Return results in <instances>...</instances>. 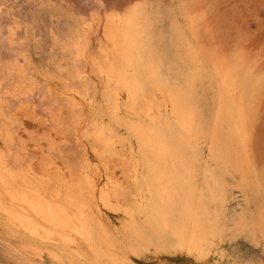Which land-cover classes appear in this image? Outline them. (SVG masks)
<instances>
[{
    "label": "bare ground",
    "instance_id": "obj_1",
    "mask_svg": "<svg viewBox=\"0 0 264 264\" xmlns=\"http://www.w3.org/2000/svg\"><path fill=\"white\" fill-rule=\"evenodd\" d=\"M103 4L87 0L90 15L44 65L31 53L34 29L0 0L6 263L137 264L147 253L169 264L160 257L177 255L157 256L154 243L215 237L220 254L206 259L222 264L230 255L219 236L245 229L258 245L260 58L208 49L207 16L188 0Z\"/></svg>",
    "mask_w": 264,
    "mask_h": 264
},
{
    "label": "rangeland",
    "instance_id": "obj_2",
    "mask_svg": "<svg viewBox=\"0 0 264 264\" xmlns=\"http://www.w3.org/2000/svg\"><path fill=\"white\" fill-rule=\"evenodd\" d=\"M7 1L9 6L13 8V11L20 15L25 25L34 29V32H36L38 38L37 42L31 46V53L34 55V59L37 63L44 65L49 64L52 59L59 56L60 49L56 42L67 38V34L71 33L73 25L77 26V24L81 23L80 21L83 17L90 15L87 10L89 6L86 5L87 0H43L46 2V5H50L49 7H39L37 5L39 0ZM100 1H102V4L104 3L106 5L103 4L107 10L112 6H125L128 2V0ZM188 1H190L194 7H200L205 18L207 16L206 19L204 18L205 24L207 23L206 25L208 27L206 26V34L203 42L208 49L219 54L222 51L221 54L224 55H230L235 50L239 49L241 52L251 54V56L253 55L255 58H260V65L264 68V0ZM82 13L85 15L83 16ZM55 34L58 36L55 37ZM57 38L59 39L55 40ZM231 49L232 51H230ZM261 100L257 122L253 132L252 150L257 164L263 169L264 95ZM110 215L111 221L117 222L114 215ZM257 239L261 241L259 235ZM224 248L230 256H228L222 264H228L229 260L234 261L238 258L255 260L257 264H259L262 256H264V249L257 247L256 244L247 239L234 241L232 244H226ZM176 255V258L171 256L164 257L162 255L160 260H164L165 258L169 261V264H181L184 260V256L181 254ZM133 260H135L137 264L157 263V259L147 253L142 255L139 259L133 257ZM0 262L2 264H7L1 251Z\"/></svg>",
    "mask_w": 264,
    "mask_h": 264
},
{
    "label": "snow or ice",
    "instance_id": "obj_3",
    "mask_svg": "<svg viewBox=\"0 0 264 264\" xmlns=\"http://www.w3.org/2000/svg\"><path fill=\"white\" fill-rule=\"evenodd\" d=\"M261 232L262 235H264V220H262L261 224ZM247 239L252 243H255L254 240H252V237L249 235V231L247 229L243 231H236L233 234L224 235L221 234L219 236V242L220 244H232L234 241L238 240H244ZM257 247L264 248V240H261ZM154 251L157 256H160L161 254H182L187 253L189 256L195 257L194 261H192V264H220L219 260L212 261L209 259H206L207 256L211 255L212 250L215 248L217 251V254L219 255V248L216 246V238L214 237L211 244H204L201 243L195 247L188 244L183 243H177L175 240H166L161 241L159 243H154L153 245ZM123 264H130L129 261L125 260ZM228 264H257L255 260H249L247 258L244 259H236V260H229ZM259 264H264V256H262Z\"/></svg>",
    "mask_w": 264,
    "mask_h": 264
}]
</instances>
